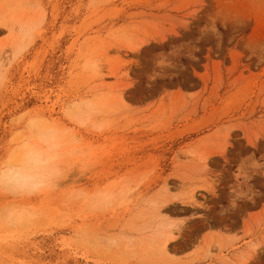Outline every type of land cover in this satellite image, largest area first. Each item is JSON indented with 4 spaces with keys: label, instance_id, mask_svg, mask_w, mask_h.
<instances>
[{
    "label": "rangeland",
    "instance_id": "1",
    "mask_svg": "<svg viewBox=\"0 0 264 264\" xmlns=\"http://www.w3.org/2000/svg\"><path fill=\"white\" fill-rule=\"evenodd\" d=\"M0 264H264V0H0Z\"/></svg>",
    "mask_w": 264,
    "mask_h": 264
},
{
    "label": "bare ground",
    "instance_id": "2",
    "mask_svg": "<svg viewBox=\"0 0 264 264\" xmlns=\"http://www.w3.org/2000/svg\"><path fill=\"white\" fill-rule=\"evenodd\" d=\"M103 79H104V78H103ZM17 175H18V172H16L15 175H14V176H15V181H17V178H19ZM23 179L26 180V177H23ZM23 179H22V180H23ZM7 180H12V179H11V178H10V179L8 178ZM7 180H6V181H7ZM18 180H19V179H18ZM15 181H14V182H15ZM12 182H13V181H12ZM34 185H35V184H34ZM126 198H128V200H129L130 196H128V197H126ZM152 210H153V209H152ZM156 210H157V209H156ZM150 212H151V211H150ZM156 212H157V211H156ZM151 213H152V212H151ZM157 213H158V212H157ZM159 213H160V212H159ZM159 213H158V214H159ZM155 216H157V215H155ZM163 229H164V228H163ZM163 229L159 228V229H157L156 231L154 230V231H155L154 234H155V235H158V234L160 235V234H162L163 231H161V230H163ZM165 232H167V233L170 235V237H172L173 234H174V233H173V228H171V229L168 228ZM175 235H176V234H175ZM173 237H174V236H173ZM169 239H170V238H166L165 241H164V243H163V245H162V249H163L164 251H168V250H169V246H168V245H169V242H170ZM168 252H169V251H168Z\"/></svg>",
    "mask_w": 264,
    "mask_h": 264
}]
</instances>
